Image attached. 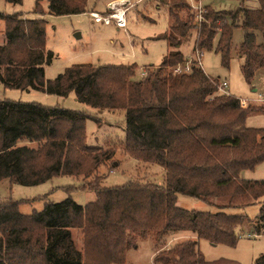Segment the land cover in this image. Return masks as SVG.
<instances>
[{"label": "trees", "instance_id": "16d2710c", "mask_svg": "<svg viewBox=\"0 0 264 264\" xmlns=\"http://www.w3.org/2000/svg\"><path fill=\"white\" fill-rule=\"evenodd\" d=\"M46 1L49 14L87 12L86 0ZM38 2L33 10L38 17L0 12L6 38L0 44L1 83L62 97L73 92L98 113L123 112L124 137L89 144L86 120L98 122L99 117L0 99V180L37 185L65 175L81 180L71 189L94 194L86 204L67 196L28 214L19 210L25 200H0V264H127L126 253L143 239L153 245L152 264H239L206 260L198 241L235 245L237 228L245 222L264 232V178L241 177L264 161V127L246 125L250 113L263 107L243 106L240 98L219 90V78L195 64L187 72L175 68L187 63L180 47L193 28V49H210L217 39L215 51L227 65L233 30L240 28L237 52L249 83L264 69V0H258V8L245 7L241 0L232 10L205 6L196 12L187 0H157L167 8L168 24L160 35L168 45L160 64L145 66L144 76L136 78L134 64L76 63L52 79L45 77L54 54L46 49L47 21ZM119 150L158 172L149 179L102 185L107 173L98 170L115 168ZM178 195L196 198L208 209L180 207ZM256 202L261 206L254 220L235 212ZM72 229L81 231V249ZM181 232L194 238L167 243ZM254 264H264V255Z\"/></svg>", "mask_w": 264, "mask_h": 264}, {"label": "rangeland", "instance_id": "374dc122", "mask_svg": "<svg viewBox=\"0 0 264 264\" xmlns=\"http://www.w3.org/2000/svg\"><path fill=\"white\" fill-rule=\"evenodd\" d=\"M37 0L9 1L0 0V12L11 14L22 12L26 17H38L35 10ZM190 10L194 12L209 6L212 10H232L239 6L241 0H187ZM39 9L44 10L43 18L47 21L45 26L46 49L54 54L52 62L45 66V77L52 79L65 67L76 63L91 64H134L135 76L139 78L140 72L145 66H157L162 61L168 50L165 39L160 35L166 30L167 8L157 4V0H86L87 12L65 15H53L47 13V1L39 0ZM248 8H258V0H243ZM122 12L125 26H117L115 20L110 23L96 21L91 13L100 17H109ZM109 15V16H107ZM196 30H191V36L184 41L180 50L187 60V64L196 62V50L193 42ZM261 37H258L260 41ZM3 22L0 20V44L5 43ZM217 39L210 49H202L199 67L210 77L219 78L227 86L226 91L238 98L243 106L251 105L263 107L253 111L246 119V125L251 127H264V69H258L253 79L248 83L242 74L241 65L243 57L237 52L242 41V29L233 30L230 58L227 65L222 64L220 54L215 51ZM186 63L182 65L187 69ZM261 94L262 99H259ZM0 99L19 100L24 102H38L49 106H58L85 111L99 117L98 122L87 119L85 123L87 143L105 145L112 140L124 137L123 112L102 111L78 102L74 93L66 96L47 94L36 90H19L6 88L0 81ZM245 100V101H244ZM114 160L115 168L108 166L99 168V174H106L101 184L112 187L124 184L130 178L149 179L156 174L153 166L138 165L131 157L117 151ZM108 171V172H107ZM242 176L249 179L264 178V161L256 165L252 170H244ZM81 180L65 175L52 177L37 185H22L13 183L9 179L0 180V200L12 198L25 200L19 206V210L28 214L32 210H40L46 201H60L71 196L79 203L86 204L94 199L90 190L71 189L69 186H77ZM177 205L186 209L207 210V206L198 199L178 195ZM261 203L256 202L241 209L236 213L245 215L254 220L258 215ZM72 238L77 248H82V234L79 229H72ZM238 240L235 245L223 243L213 244L200 239L198 248L208 261L218 258H227L239 264H254L255 259L264 255V232L257 233L248 222L237 228ZM194 238L189 232H181L176 236L167 238V243ZM153 245L150 240H140L137 246L126 253L127 264H152Z\"/></svg>", "mask_w": 264, "mask_h": 264}, {"label": "built area", "instance_id": "2783aa9c", "mask_svg": "<svg viewBox=\"0 0 264 264\" xmlns=\"http://www.w3.org/2000/svg\"><path fill=\"white\" fill-rule=\"evenodd\" d=\"M92 15H93V17H94V19L96 20V21H103L104 23H110V19H112L113 17V19L115 20V22H116V24L118 25V26H120V27H122V26H125V19L122 17V19H120L119 17H117V15H110L109 17H100V16H97L95 13H92ZM196 56H197V58H196V62H191L190 64H187L186 65V67H187V69H184L183 67H182V65H177L176 66V68H175V71L176 72H184V71H189L190 70V68H191V64H195V65H199V63H200V56H201V51H198V50H196ZM199 62V63H198ZM144 74H145V72H144V70H142V72H140V75L141 76H144ZM226 86H227V84L224 82V81H219V85H218V87H219V90L220 91H222V92H227L226 91V89H223V88H226ZM258 96H259V99H262V96L260 95V94H258ZM245 101V100H244ZM245 102H243V100H242V105L244 104Z\"/></svg>", "mask_w": 264, "mask_h": 264}, {"label": "bare ground", "instance_id": "6f19581e", "mask_svg": "<svg viewBox=\"0 0 264 264\" xmlns=\"http://www.w3.org/2000/svg\"><path fill=\"white\" fill-rule=\"evenodd\" d=\"M117 17H119L120 19H122V12L121 11L118 12Z\"/></svg>", "mask_w": 264, "mask_h": 264}, {"label": "crops", "instance_id": "0c3cea01", "mask_svg": "<svg viewBox=\"0 0 264 264\" xmlns=\"http://www.w3.org/2000/svg\"><path fill=\"white\" fill-rule=\"evenodd\" d=\"M92 14V13H91ZM117 25V24H116ZM118 26V25H117ZM261 95V94H260ZM99 113H101V112H99ZM241 177H244V176H242V173H241ZM244 178H246V177H244Z\"/></svg>", "mask_w": 264, "mask_h": 264}]
</instances>
